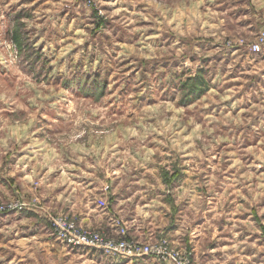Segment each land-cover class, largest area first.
<instances>
[{
  "label": "rangeland",
  "instance_id": "1",
  "mask_svg": "<svg viewBox=\"0 0 264 264\" xmlns=\"http://www.w3.org/2000/svg\"><path fill=\"white\" fill-rule=\"evenodd\" d=\"M253 15L248 0H0V264H192L194 229L264 238ZM88 206L111 213L108 234ZM64 233L166 250L110 258Z\"/></svg>",
  "mask_w": 264,
  "mask_h": 264
},
{
  "label": "crops",
  "instance_id": "2",
  "mask_svg": "<svg viewBox=\"0 0 264 264\" xmlns=\"http://www.w3.org/2000/svg\"><path fill=\"white\" fill-rule=\"evenodd\" d=\"M248 3L250 4L252 11L254 12L253 16L255 17L256 22H258L259 20H264V0H248ZM116 206L118 205L116 204ZM83 211H87V213L80 214L82 215V219L84 218L86 221H88V217L91 216V219H93L94 216L97 224H102L101 226L107 234L109 233V231H111L110 222H105L107 217L111 219L109 215L111 213L103 212V214L98 213V215L96 216L94 215V212L91 213V211L93 210L92 208L90 210L89 206ZM128 217V219L131 221L133 216L130 213ZM97 224L96 226H100ZM134 226L135 229L140 230L139 226H136L135 224ZM135 229L133 228L132 223H130L128 226L129 235L138 237V239L142 240L147 239L145 238L147 235L140 234V232L137 231L135 233ZM240 229L238 230V232L243 231L242 228ZM142 230H145V228H143ZM167 230H169V228H167ZM218 231L220 232V229H218ZM222 231H224V229H222ZM200 233L201 230L197 231L196 229H194L192 231V235L186 238V247L188 250L192 251V264H259L258 259H264V238H255L256 236H253L251 231L247 234L250 236V238H244V236L242 237V233L238 234V236H235L234 238H223L220 237V234L216 237H213L214 234L213 232H210V227L205 228L204 233L208 236H211L212 238H202V235ZM170 239L174 241V238ZM91 256L92 260H94V264H103L101 259L94 255ZM150 261L151 260L148 258H143L136 259L134 261L131 260V262H129L128 264L155 263Z\"/></svg>",
  "mask_w": 264,
  "mask_h": 264
},
{
  "label": "built area",
  "instance_id": "3",
  "mask_svg": "<svg viewBox=\"0 0 264 264\" xmlns=\"http://www.w3.org/2000/svg\"><path fill=\"white\" fill-rule=\"evenodd\" d=\"M249 49L251 52L254 53H261L264 52V31H260L257 34V37L255 41L249 46ZM63 241L71 246H78L87 244L91 247H95L101 252H103L105 255H107L110 258H126V257H140V256H147V255H155L159 256L160 253H163V250L166 246V241H161L158 247H150V248H137L132 244V242H127L126 240H114V239H106L103 240L99 238L98 235H96V238L92 239H86V238H80V237H74L69 234V236H66V234H62ZM165 259L164 256L163 258ZM170 260L176 261L178 264H186L187 263V256L184 254L183 258H178L175 255L170 254Z\"/></svg>",
  "mask_w": 264,
  "mask_h": 264
}]
</instances>
